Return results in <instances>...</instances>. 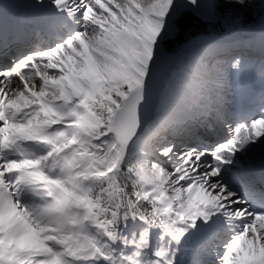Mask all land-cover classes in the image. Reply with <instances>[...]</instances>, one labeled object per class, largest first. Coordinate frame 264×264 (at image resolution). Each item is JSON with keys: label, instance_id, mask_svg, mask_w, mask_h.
<instances>
[{"label": "snow or ice", "instance_id": "6c2138e0", "mask_svg": "<svg viewBox=\"0 0 264 264\" xmlns=\"http://www.w3.org/2000/svg\"><path fill=\"white\" fill-rule=\"evenodd\" d=\"M261 4L251 43L218 32L250 0L0 17V264H264Z\"/></svg>", "mask_w": 264, "mask_h": 264}, {"label": "trees", "instance_id": "16d2710c", "mask_svg": "<svg viewBox=\"0 0 264 264\" xmlns=\"http://www.w3.org/2000/svg\"><path fill=\"white\" fill-rule=\"evenodd\" d=\"M233 11L239 13L240 20L238 23L231 25L230 28L236 27L234 29H240L241 31L246 32V29L253 27L257 22V19L262 12V4L260 3V0H250V6L248 8H236L233 9ZM221 29L222 28L218 29V31ZM200 31V26L195 21H192L187 33L198 34Z\"/></svg>", "mask_w": 264, "mask_h": 264}, {"label": "bare ground", "instance_id": "6f19581e", "mask_svg": "<svg viewBox=\"0 0 264 264\" xmlns=\"http://www.w3.org/2000/svg\"><path fill=\"white\" fill-rule=\"evenodd\" d=\"M15 2H16L15 0H12L10 3L12 4V3H15ZM24 2H25V0H23L21 2L22 4H19L18 6H23ZM2 9H3V7L0 10H2ZM0 17H2V19L4 20V19H8L9 15H5V14L1 13L0 14ZM242 80H251V77H249V78H242ZM256 80H257V82H259V79H256ZM260 87H261V83H260Z\"/></svg>", "mask_w": 264, "mask_h": 264}, {"label": "rangeland", "instance_id": "374dc122", "mask_svg": "<svg viewBox=\"0 0 264 264\" xmlns=\"http://www.w3.org/2000/svg\"><path fill=\"white\" fill-rule=\"evenodd\" d=\"M5 1H7V0H5ZM11 1H12V0H11ZM18 1L22 2L23 0H18ZM18 1L16 0V4H19ZM21 4H22V3H21ZM4 20H6V19H4ZM225 37H226V38H230V39H233V38H234V37L231 36V35H230V36H226V35H225ZM235 37H237V36H235ZM234 39H235V38H234ZM238 39H243V38L238 37Z\"/></svg>", "mask_w": 264, "mask_h": 264}, {"label": "water", "instance_id": "95a60500", "mask_svg": "<svg viewBox=\"0 0 264 264\" xmlns=\"http://www.w3.org/2000/svg\"><path fill=\"white\" fill-rule=\"evenodd\" d=\"M261 19V18H260ZM260 19H259V21H258V24L256 25V29H259V27H260Z\"/></svg>", "mask_w": 264, "mask_h": 264}]
</instances>
